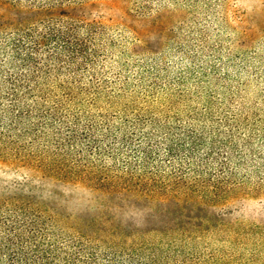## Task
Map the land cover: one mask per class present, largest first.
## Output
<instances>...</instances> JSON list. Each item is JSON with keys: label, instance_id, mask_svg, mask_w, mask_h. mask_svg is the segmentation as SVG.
<instances>
[{"label": "trees", "instance_id": "trees-1", "mask_svg": "<svg viewBox=\"0 0 264 264\" xmlns=\"http://www.w3.org/2000/svg\"><path fill=\"white\" fill-rule=\"evenodd\" d=\"M91 1L0 0L13 12L0 18V160L111 196L173 200L181 204L179 213L154 229L165 244L148 248L144 232L114 228L103 234L94 227L91 234L69 235L33 202L6 199L0 201V264L217 262L215 254L197 255L185 244L223 232L219 217L203 206L245 191L249 166L264 183V162L247 161L257 154V130L242 133L255 124L210 102L203 110L191 106L185 116L175 111L177 103L150 114L124 65L115 64L107 26L81 12ZM126 1L142 17L182 4L212 8L209 0ZM157 72L132 76L151 79L157 92ZM177 79L176 92L186 97L184 77Z\"/></svg>", "mask_w": 264, "mask_h": 264}, {"label": "rangeland", "instance_id": "rangeland-1", "mask_svg": "<svg viewBox=\"0 0 264 264\" xmlns=\"http://www.w3.org/2000/svg\"><path fill=\"white\" fill-rule=\"evenodd\" d=\"M208 4L211 11L203 5L192 8L182 4L142 17L130 11L126 0H93L81 12L107 26L116 44L115 64L124 65L123 74L129 76L138 100L145 97L149 102L150 114L165 112L166 103H177L175 111L184 116L191 106L203 110L209 102L217 110L230 109L241 120L246 117V122L255 124L242 133L247 136L251 129L257 130L252 141L257 154L247 161L261 164L264 0H209ZM12 17L13 12L0 4V18ZM156 68L161 85L157 92L151 79L137 82L136 75L132 76L140 72L150 76ZM179 77H184L186 97L176 92ZM248 168L245 191L218 206H203L205 213L219 217L223 232L185 244L187 251L197 255L215 254L218 261L206 259L205 264H264V183H258L263 176ZM6 199L33 202L46 217L55 218L57 230L69 235L91 234L94 227L101 229L100 233L114 228L144 232L142 241L148 248L165 244L154 229L170 224L181 205L173 200L111 196L83 183L0 160V201Z\"/></svg>", "mask_w": 264, "mask_h": 264}]
</instances>
